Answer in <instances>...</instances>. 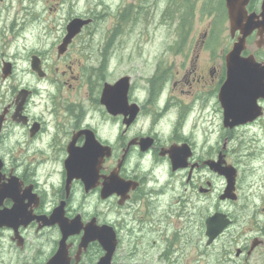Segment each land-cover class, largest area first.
Listing matches in <instances>:
<instances>
[{
  "label": "flooded vegetation",
  "instance_id": "af4514ba",
  "mask_svg": "<svg viewBox=\"0 0 264 264\" xmlns=\"http://www.w3.org/2000/svg\"><path fill=\"white\" fill-rule=\"evenodd\" d=\"M260 3L253 0L248 11L258 12ZM116 8L119 14V3ZM74 15L90 21L62 48L72 14L54 39L27 50L25 69L18 70L14 56L1 59L0 264H49L61 244L57 262L95 264L104 254L98 240L79 245L86 228L101 225L112 227L117 241L110 264L125 243L132 252L141 246L148 254L155 242L149 238L158 233L175 251L179 239L184 248L189 244L190 207L204 204L206 214L195 213L202 219L198 255L206 257L201 247L214 246V264H251L256 250L264 253V218L253 215L252 223L234 233L236 215L221 207L242 198L246 154L235 143L238 132L264 120L259 96L260 116L232 128L223 125L220 90L238 32L229 31L223 45L206 22L193 38L165 44L144 76L146 85L138 86L130 73L134 67L125 71L123 65L115 75L126 58L125 41L112 39L118 29L110 25L103 39L94 40L95 17ZM252 37L255 32L247 40ZM250 53L264 62V53ZM124 77L128 87L113 88ZM226 164L236 169L234 199L223 196L226 180L217 170ZM243 199L247 209L258 201L264 214V196ZM215 213L229 223L207 243L205 221ZM60 222L79 228L62 241Z\"/></svg>",
  "mask_w": 264,
  "mask_h": 264
},
{
  "label": "rangeland",
  "instance_id": "374dc122",
  "mask_svg": "<svg viewBox=\"0 0 264 264\" xmlns=\"http://www.w3.org/2000/svg\"><path fill=\"white\" fill-rule=\"evenodd\" d=\"M189 1V3H188ZM5 0L0 5V67L1 59H13L18 70L25 69L27 50L37 49L43 45L44 40H52L59 32L61 25L67 22V16L72 14H88L94 16V26L91 35L94 40L103 39V33L110 25L118 29L113 40H124L126 58L116 68L115 75L123 70H131L134 82L138 86L146 85L144 76L148 74L153 65V59L159 55L165 44L174 40L187 41L193 38L198 31H202L211 23V33L223 45L228 41L229 23L224 15L221 0ZM109 8H107V4ZM119 3L121 11L118 14L116 5ZM146 4V6H144ZM186 4V6H185ZM258 10V6L257 9ZM74 13V14H73ZM126 13V14H125ZM182 21L178 24L177 19ZM174 20V22H172ZM178 24V25H177ZM4 27V29L2 28ZM99 31H94V28ZM88 28V29H90ZM89 35V34H88ZM90 35V36H91ZM112 34L109 35V38ZM90 38V37H89ZM255 37L247 40V52L264 53V45L258 49L254 45ZM144 45V47H143ZM117 57H115L114 60ZM112 60L111 65L114 63ZM122 64V65H121ZM117 66L115 64L114 68ZM235 143H241L242 154H246L241 164L242 198L236 205L222 203L221 207L230 208L235 213L237 224L234 230L252 223L250 217L262 221L264 214L256 201L245 208L243 194L264 196V120L251 127L241 129ZM243 134V135H242ZM223 183V182H222ZM205 205V204H204ZM190 207L189 244L183 245L179 239L176 247L168 245L169 241L164 234L158 233L149 238L153 246H148L145 253L139 246L136 252L126 243L116 252L114 264H214L213 247H201L206 251V257L198 255L196 231L202 219L195 217L196 212L207 211L205 205ZM101 209V207H100ZM113 219V217H111ZM200 221L199 223L196 221ZM254 231V230H253ZM253 235L254 233H252ZM170 235V234H169ZM125 239V238H124ZM144 240V247L147 245ZM134 241V240H133ZM206 238L201 242L204 246ZM168 245V246H167ZM201 245V246H202ZM167 250V251H164ZM260 250V249H259ZM251 264H264V253L255 251Z\"/></svg>",
  "mask_w": 264,
  "mask_h": 264
},
{
  "label": "water",
  "instance_id": "95a60500",
  "mask_svg": "<svg viewBox=\"0 0 264 264\" xmlns=\"http://www.w3.org/2000/svg\"><path fill=\"white\" fill-rule=\"evenodd\" d=\"M250 0H224L227 10L229 31L233 36L235 32L238 35L233 42L232 48L226 55L227 76L221 86V97L223 106V125L232 128L250 122L261 115V107L257 105L256 99L261 96L264 98V62H257L252 53L243 55L247 47V37L255 32V45L261 47L264 45V0H261L260 9L248 11L247 6ZM90 21L89 18L75 16L67 23V33L64 37V43L68 42L81 27ZM34 58L32 66L37 69ZM8 64L3 68L8 71ZM122 84L123 88L128 87V77L122 78L113 88ZM105 91L107 88L105 87ZM224 162V160H221ZM226 180V186L223 196L234 199L232 191L235 184L236 169L230 164L218 167L217 169ZM207 243H210L229 223L225 214L215 213L209 216L206 221ZM63 232L64 241L67 234L76 232L79 223L71 225V229L63 222L59 223ZM66 228L69 230L66 231ZM98 240L104 249V254L95 264H110L112 255L116 246L115 233L110 226L101 225L85 229L81 239L80 247L86 246L89 241ZM63 244L60 245L56 255L49 264H64L57 260L63 254Z\"/></svg>",
  "mask_w": 264,
  "mask_h": 264
},
{
  "label": "trees",
  "instance_id": "16d2710c",
  "mask_svg": "<svg viewBox=\"0 0 264 264\" xmlns=\"http://www.w3.org/2000/svg\"><path fill=\"white\" fill-rule=\"evenodd\" d=\"M252 3H253V0H251V2L249 3V6H248V7H250V8H251V6H252Z\"/></svg>",
  "mask_w": 264,
  "mask_h": 264
}]
</instances>
